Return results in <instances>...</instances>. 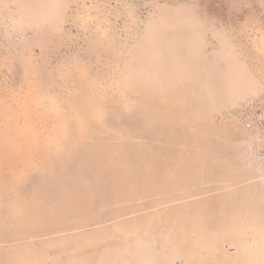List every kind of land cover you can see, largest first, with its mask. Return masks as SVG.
<instances>
[{"label":"rangeland","instance_id":"obj_1","mask_svg":"<svg viewBox=\"0 0 264 264\" xmlns=\"http://www.w3.org/2000/svg\"><path fill=\"white\" fill-rule=\"evenodd\" d=\"M204 28L253 95L192 99L210 62L187 33ZM263 92L264 0H0V216L50 213L7 227L0 264H264V181L219 119ZM81 151L58 213L33 181L68 179Z\"/></svg>","mask_w":264,"mask_h":264},{"label":"crops","instance_id":"obj_2","mask_svg":"<svg viewBox=\"0 0 264 264\" xmlns=\"http://www.w3.org/2000/svg\"><path fill=\"white\" fill-rule=\"evenodd\" d=\"M46 0H39L44 3ZM206 29H191L187 35V52L192 57H200L210 63L206 69V79L193 87L192 99L202 101L201 106L205 109L211 107L233 105L240 99H245L254 94V86L249 82L245 73L240 71L234 64L226 63V70H218L217 64L208 59L204 47V32ZM224 58V56H223ZM225 60V59H224Z\"/></svg>","mask_w":264,"mask_h":264},{"label":"bare ground","instance_id":"obj_3","mask_svg":"<svg viewBox=\"0 0 264 264\" xmlns=\"http://www.w3.org/2000/svg\"><path fill=\"white\" fill-rule=\"evenodd\" d=\"M151 84L155 85L156 82L155 81H154V83L151 82ZM86 160H87L86 154H84L81 151L80 156L78 158V161L69 170L71 177H69L68 179H65V177H62L63 176L62 171H60L59 173H57L53 176H50V177L39 176V177L35 178L33 181V186H32L33 195L35 197L41 196L47 202H50V203L56 202L57 206H56V209L54 208V210H56V212L59 213L60 211L58 209L64 203L63 200L61 199L62 193H65L66 190L69 191L70 186H72L74 188L75 186L78 185V183H77L78 179L77 178H79L80 173H85L84 167H86L85 166L86 162H87ZM102 180L103 179H101V183H102ZM92 185L94 186V188L96 190L100 186V184H98L97 182H94L93 180H92ZM28 190H30V189H28ZM39 209L40 210L34 209L32 213L27 214L25 216H20V217L19 216L18 217L17 216L10 217L12 212H10V211L6 212V214L4 216H0V235L4 234L7 227H9V226H18L19 225V228L23 229L24 226L30 225V226H33V228L34 227L36 228V226H34L33 223L36 220V222L37 223L39 222V224H40V222H41L40 216L43 218L45 217V218H47L48 221H50L49 211H47L45 208H43V209L39 208ZM49 224L48 223L43 224V228L46 229V236L55 233L51 230L52 227H50ZM37 228H42V227L37 226ZM34 233H35L33 235L34 238L41 239V236H42L41 234H39L37 232H34ZM42 240L37 241L38 246L40 245V242H42ZM49 242H50V240H48V241L46 240V242L44 241L43 243L48 244ZM29 243L30 242H28V244ZM252 245H254V244H252ZM30 248L33 249V246L31 247V245H30ZM33 250L35 252V249H33ZM106 256H107V254H106ZM74 260H75L74 258L70 257L69 264L74 262ZM124 261H123V263H125ZM126 264H130V261L126 260Z\"/></svg>","mask_w":264,"mask_h":264},{"label":"built area","instance_id":"obj_4","mask_svg":"<svg viewBox=\"0 0 264 264\" xmlns=\"http://www.w3.org/2000/svg\"><path fill=\"white\" fill-rule=\"evenodd\" d=\"M219 119L233 121L244 131L249 142L251 164L264 181V92L222 114Z\"/></svg>","mask_w":264,"mask_h":264}]
</instances>
